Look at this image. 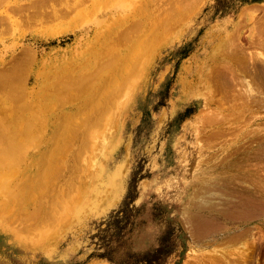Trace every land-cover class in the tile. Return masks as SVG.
I'll use <instances>...</instances> for the list:
<instances>
[{"label":"rangeland","instance_id":"1","mask_svg":"<svg viewBox=\"0 0 264 264\" xmlns=\"http://www.w3.org/2000/svg\"><path fill=\"white\" fill-rule=\"evenodd\" d=\"M81 1L83 0H0V75L8 74L6 78L13 79L12 83L7 86L8 90H0V146L2 147H0L2 149H0V264H208L209 250L215 248L218 252L217 255H226L228 259L236 261L245 255L251 258V264H264V218L261 215L263 212L260 213L264 209V197L261 193H256V189H246V185L251 184L255 179L258 178L255 182L259 180L257 183L261 184L262 180L260 179L264 178L262 159L259 158L261 164L257 160L256 150L247 148L250 146L249 138L252 135L248 134L251 133L249 131L258 133L254 134L255 136L263 134L260 131L264 130V108L260 105L250 107V104L242 106L234 96V84L239 77L247 76L258 88L263 80L262 77L257 79L255 76L248 75L244 62L238 57L235 48L230 47L231 50L233 49L231 51L230 48L224 46L220 56L218 54L216 58L209 60V62L214 61L215 63L212 67L213 71L211 70L212 74L209 76H214L211 82H213L215 99L213 98L214 100L211 101L212 108L209 106L211 112L207 115L210 116L211 113L214 116L217 115L220 121L216 117L214 121L212 115L210 117L206 115L209 122L205 119L204 122L202 121L203 123H198L197 127L201 135L199 136V149L204 148L206 151L196 150L197 154L199 152L201 154L197 155L194 148L187 144L183 160L188 159L187 162H196L197 164L194 163V166H198L202 170L204 169L202 166L211 167L210 175L204 178L207 181L214 179L218 188L215 186L213 190L204 187L200 192L203 197L215 194L214 198L216 197L217 204H220L219 199L222 198L219 188L221 189L220 184H223V177L230 180L227 183L230 188L238 186L242 191L253 193V198L247 202L249 206L242 203L239 210L243 215L246 210L251 209L253 212L250 215L252 221L247 223L246 220L240 221L241 224H238L236 231L232 232L233 228L229 231L226 230L227 232L224 231L225 234L222 238L215 240L213 239L215 234L211 239L195 234L194 230L185 224L180 214L170 218V212L177 213L178 207L189 199L190 193L186 187L180 186L179 182L181 177L185 176V171L184 169L180 171L171 165L172 155L167 147L173 129L183 126L191 117V113L194 112L193 110V112L189 111L181 120L173 122V99L176 95L174 92L175 73L179 65L194 56L201 55L192 64V69L197 68L198 63L202 62L204 58L201 39L209 30L218 31V25L226 20L235 26L239 25V27L236 26L239 29L235 32L241 36L240 43L246 46H244L245 52L261 58L263 55L257 54H264V39H261L264 38V0H203V4H201L202 0H151L155 7L148 0H139V2H137L138 0L135 2L127 0L130 4L128 14L131 15L127 21L135 24L136 20H141L144 34L140 28L139 34L141 33L143 36L135 30L128 38L118 39L117 42L109 44V47L107 43L106 46L105 42H99L93 36L88 39L89 41L81 39V36L86 33H84L85 28L92 27L94 20H97L101 15L103 17V13L105 18L112 12L115 15L118 14L116 17L112 15L114 17V19L112 17V21L114 20L115 23V18L125 14L122 1L119 0L120 3H117V0ZM127 1L123 0L122 3L126 5ZM115 2L117 5L121 4L120 7L124 11H121V8L114 10ZM148 2L151 7H149L150 5L147 7ZM114 3L115 5L111 7ZM174 3L179 7H176ZM187 4H193L195 7L189 13V18H185V22L177 20L174 22V24L178 22L175 24L177 26L168 29L169 19L176 20V16L180 12L179 9L182 11ZM23 7H27V12L32 14L28 21L24 18V13L20 11V8ZM47 8L49 11L58 9L57 15L61 13L60 11L62 13L55 19L38 18L42 10L43 12L48 11ZM146 10L147 12H145ZM150 10L153 15L149 13ZM163 13L164 17L161 18ZM243 13L245 14L243 15ZM240 15L242 16L240 17ZM157 19L160 20V23L157 22ZM152 22L155 24L152 25ZM182 24L187 28H184ZM149 26H153L152 29ZM146 27H149L148 30ZM85 36L88 35L85 34ZM139 37L145 38H143V42ZM138 38L141 40L138 41L142 42L140 45L137 43ZM136 45H139V48ZM26 47L37 50L39 60L48 58V62L38 69H33L32 64L27 62L22 53ZM54 50H59L58 55H52ZM152 52L154 53L152 54ZM147 58L148 61L150 59L149 62H147ZM125 64L128 71L125 69L124 72ZM153 65L155 68L152 67ZM146 67L147 70L150 68V72L143 71ZM173 67L175 69H171ZM93 71L96 72L97 79L93 84L89 82V86L85 83L88 87L82 83L85 90L80 89L83 86L81 82L78 85L79 81L86 80L88 83L89 79L84 78ZM217 71L219 73L216 76L214 73ZM113 72L114 74H112ZM75 77L77 78L75 79ZM190 78H192L191 88L188 87L187 92H194L199 88L200 80L195 76V73L193 76L191 74ZM230 78L234 80L231 81ZM75 80L77 88L74 86ZM131 80L134 84L131 83ZM108 83L110 84L108 85ZM128 83L132 87L135 85V88H132ZM80 85L81 87H79ZM126 85L131 88L129 87V89ZM67 86L70 88L74 86L71 89L74 91L64 92V87L70 89ZM126 89L130 94H127ZM95 95L99 99H96ZM182 95H186L184 89H182ZM98 96L101 98L103 96V99ZM112 97L114 98L112 99ZM92 99L99 101L95 102ZM80 103L82 104L80 105ZM92 103H97L95 106H98L95 107ZM223 103L226 107L223 106ZM240 106L246 109L243 110ZM118 107H120V111L117 110ZM105 109L108 111L106 114ZM253 110L254 112H252ZM237 111H241V114H238ZM220 113L224 115H222L223 118L226 117L224 120L219 117ZM107 114L109 117L111 114V119L104 123V116ZM103 124L104 127L106 125V128L103 127ZM239 126L243 127L242 130ZM257 126L259 127L257 128ZM120 127H123L121 130L124 131L120 143L115 145L118 148L117 156L106 162V152H102L99 148L100 142L109 132L116 133V128ZM252 127L257 128L258 131ZM28 128L30 130L25 134ZM97 129L100 131L98 132ZM102 129L104 133H102ZM14 130H16L15 136L12 133ZM20 130L25 132L28 139L33 137L32 140L37 144L28 142L25 150L20 149L23 142L17 141L22 139L17 138ZM10 132L13 138H11ZM95 135H100V137ZM226 135H229V138ZM241 135L243 136L241 137ZM93 136L96 140H93ZM244 136L247 139L242 141L244 144L241 141L238 142ZM227 138L231 140L229 141ZM83 139L84 141L87 139L84 144L82 143ZM91 141H95L98 146L95 145L97 147L92 149L93 142ZM10 142L12 143L10 144ZM18 143L20 144L16 145ZM87 145L91 148H87ZM4 146L7 152L3 148ZM18 149L20 154L17 153ZM10 150H16V153L12 152L17 157L11 155ZM164 151L165 153H163ZM227 151L230 152L229 156L230 154L234 156L229 158V162L226 160V163L228 162L226 169L230 171L229 168H231L230 172L222 167L225 159L229 157L226 156ZM1 156L3 157L1 158ZM49 156L50 160L46 161ZM32 157L36 158L35 163H32ZM52 159L54 165L51 163L53 167H50ZM234 159L238 161L235 162ZM168 162L171 167L166 170ZM245 162L247 163L245 164ZM232 163L234 167L237 164L236 169L232 167ZM101 168H107L110 173H117L121 177L116 189L112 190L107 186L108 193L103 190L104 182L98 175ZM50 169H53L54 173L56 172L55 176H52L53 170ZM49 170L51 171L50 175H48ZM30 174H33L32 177ZM240 177L242 181L248 183L245 185L239 180ZM218 178L221 180L219 183L217 182ZM51 181L54 182L53 186L50 185ZM96 187H99L98 190ZM202 187V183L196 185V189ZM254 187L259 186L254 185ZM44 188L46 189L44 190ZM255 193L260 196H255ZM143 195H145V199L142 202ZM95 200L97 201L94 202ZM93 202L97 203L95 210ZM78 205L84 207L80 220L76 218L75 214ZM256 212L258 217H256ZM153 223L158 224L159 232L155 236L152 235L154 238L150 246L142 249L137 248L132 243L133 239ZM218 232L219 229L217 234Z\"/></svg>","mask_w":264,"mask_h":264},{"label":"bare ground","instance_id":"2","mask_svg":"<svg viewBox=\"0 0 264 264\" xmlns=\"http://www.w3.org/2000/svg\"><path fill=\"white\" fill-rule=\"evenodd\" d=\"M84 1V0H83ZM83 1H81V2H83ZM122 2H123V0H121ZM121 1H119V0H117V3H120ZM127 1V0H126ZM137 1V0H136ZM149 2H150V4H151V0H148ZM121 2V4H122V7L124 8V10H125V14L123 15V16H119L118 18H124L123 20L121 19H118V18H115L116 20H115V23H114V20L112 21V17L114 16V17H116V16H118V14L117 15H115L113 12L111 13V14H109L108 16L106 15V18H105V14L103 13V17H102V15H101V17H98L97 18V20H94V23H93V21H92V23H93V25H92V27H88V28H85L84 29V33L86 34V35H88V36H85V34L84 35H82L81 37V39H91L92 38V36H93V38H96V39H98V41L99 42H105V44L107 43L108 44V47H109V44H113L114 42H117V40L119 39H126V38H128L133 32H135V30L138 32V34H139V29L141 28V20L140 21H138V20H136V23L134 24L133 22L131 23L130 21H127V18L128 17H130L131 15H129L128 14V12L130 11V4H129V2L127 1L125 4L126 5H124L123 3ZM134 2H135V0H134ZM137 2H139V0L137 1ZM149 2H148V4H147V7L150 5L149 4ZM157 2V1H156ZM116 3V2H115ZM115 3L113 4V5H111V7H113L114 5H115ZM117 3H116V5H117ZM153 3V2H152ZM199 3V2H198ZM121 4H118L117 6L115 5V9L114 10H117L118 8L120 9L121 8V11L123 10L122 9V7H120V5ZM138 4V3H137ZM154 4V3H153ZM153 4H152V6H153ZM175 4V3H174ZM178 4V3H177ZM201 4H203V0L201 1ZM200 4V5H201ZM133 5H134V3H133ZM133 5H131V6H133ZM146 5V4H145ZM175 6L176 7H179V6H177L176 4H175ZM174 6V7H175ZM198 6V5H197ZM41 7V6H40ZM40 7H38V8H40ZM47 7V6H46ZM52 7V6H51ZM57 7V6H56ZM149 7H151V5L149 6ZM153 7H155V4H154V6ZM157 7V6H156ZM161 7V6H160ZM159 7V8H160ZM167 7H168V5H167ZM175 7V8H176ZM42 8V7H41ZM49 8V7H48ZM48 8H47V10H48ZM117 8V9H116ZM127 8V9H126ZM184 9H182V11H181V9H179L180 10V12L178 13V15L176 16V20L174 19V18H170L169 19V21H168V23H167V26H168V29H170V28H173V26H174V28L177 26H175V24H177L178 22H181V21H184V19L185 18H189V13H191L193 10H194V5L193 4H187V5H185L184 7H183ZM31 9H32V7H31ZM43 9V8H42ZM149 9V8H148ZM162 9H166V8H162ZM162 9H160V10H162ZM27 10H28V8L27 7H23V8H20V11H22L24 14V18H26V20L28 21L30 18H31V16H32V14L29 12H27ZM34 10V9H33ZM123 10V11H124ZM127 10V11H126ZM155 10V9H154ZM158 10V9H157ZM160 10H159V12H160ZM177 10H178V8H177ZM245 10V9H244ZM112 11V10H111ZM140 11V10H139ZM167 11V10H166ZM173 11V10H172ZM247 11V10H246ZM36 12V11H35ZM58 9H55V10H52V11H44L43 12V10L40 12V15L38 16V18L39 17H47V18H58V16L62 13V11H60L61 13H59V15H57L58 14ZM69 12V11H68ZM145 12H147V10L145 11ZM158 12V13H159ZM163 12V11H162ZM242 12H244V11H242ZM106 13V12H105ZM144 13V12H143ZM149 13H151V10L149 11ZM174 13V12H173ZM66 14V13H65ZM64 14V15H65ZM152 14V13H151ZM156 14V13H155ZM245 13H243V15H244ZM100 15V14H99ZM113 15V16H112ZM141 15V14H140ZM150 15V14H149ZM153 15V14H152ZM96 16H98V15H96ZM166 16V15H165ZM175 16V15H174ZM180 16H181V18H180ZM242 15H240V17H241ZM35 17V16H34ZM37 17V16H36ZM65 17V16H64ZM94 17H95V15H94ZM114 17H113V19H114ZM152 17V16H151ZM154 17H156V15H154ZM162 17H164V13H163V15H161V18ZM43 18V19H44ZM96 18V17H95ZM137 18V17H136ZM142 18V17H141ZM157 18V17H156ZM160 17H159V19H161ZM152 19H153V17H152ZM38 20H40V19H38ZM130 20V19H129ZM131 20H133V19H131ZM151 20V19H150ZM154 20H155V18H154ZM162 20V19H161ZM178 20V22L177 23H175L174 24V22H176ZM1 21V20H0ZM35 21V20H34ZM44 21V20H43ZM42 21V22H43ZM47 21V20H46ZM112 21V22H111ZM134 21V20H133ZM149 21V20H148ZM152 21V20H151ZM25 22V21H24ZM32 22V21H31ZM41 22V21H40ZM144 22H145V20H144ZM143 22V23H144ZM157 22H159L160 23V20L158 21V19H157ZM156 22V23H157ZM185 22V21H184ZM238 22V21H237ZM87 23V22H86ZM127 23V24H126ZM148 23H150V21L148 22ZM239 23V22H238ZM44 24V23H43ZM94 24H96V25H94ZM153 24H155V23H153L152 22V25ZM215 24V23H214ZM129 25V26H128ZM144 25V24H143ZM183 25V24H182ZM188 25V24H187ZM130 26H132V27H130ZM148 26V25H147ZM219 27V29H218V31H212V30H209L205 35H204V37L201 39V45L203 46V54L202 55H204V58H203V61L202 62H200V63H198V67L197 68H195V69H192V64H194V60H198V56H201V55H198V56H194V58H191V59H189V60H187V61H185V62H183L181 65H179V68L177 69V72L175 73V77H176V82H175V85H174V87H175V90H174V92H175V96H174V99H173V114H172V119H173V122L175 121H178L179 119L181 120L186 114H187V112H189V111H192L193 113H191V117L185 122V124L183 125V126H181V127H179V126H177L176 128H174L173 129V131H172V134L170 135V139H169V142H168V144H167V147L169 148V150H170V153H171V155H172V157H171V165H173V167L175 168H177V169H180V171H182L183 169H184V171H185V176H183V177H181V179H180V182H179V184H180V186H184V187H186L187 189H188V191H189V199L188 200H186V202H184L183 204H181L179 207H178V212L177 213H175V214H173V213H171L170 212V218H174V216L175 215H178V214H180V216H182V219H183V221H185V224L188 226V227H190V228H192V230H194V232H195V234H200L201 236H205V237H207L208 239L210 238L211 239V237H213L214 236V234H215V237H213V239H215V240H218V239H220V238H222L223 237V234H225L224 233V231H226V230H232V228H233V231L232 232H234V230L235 229H237L238 228V224L240 223V221H243V220H246V223L249 221H252V219H251V216L250 215H252L253 214V212H252V210L251 209H249L248 211L246 210L245 211V213L243 214V215H241L240 214V212H239V210H240V206H242V203H244V204H247L248 206H249V204L247 203V202H250L251 201V198H253L252 197V195H254L253 193L251 194V192L250 191H246V190H244V191H242L240 188H238V186H237V188L236 187H229V185L227 184L230 180L228 179V178H224L223 177V184H220L221 185V189L219 188V190H220V196H222V198L221 199H219V201H221L220 202V204H217V202H215L216 200H215V198H214V196H216L215 194H211V195H208V196H202V192H200V191H202V189H204V187H207V188H212L213 190H214V188H215V186L218 188V186H217V184H215L216 182L214 181V179H211L210 181H207V179H205L204 177L205 176H208V175H210V173H209V170H210V168L211 167H203L202 166V168H204L203 170L200 168V167H198V166H194V163L195 164H197L196 162H192V161H189V162H187L188 161V159H186V160H183L185 157H183L185 154H186V147H187V144H190V146H192L193 148H194V151L196 152V150L197 151H201L202 150V152H203V150H204V148H202L201 150L199 149V145H200V143H199V136H201L200 135V131H199V129H198V123H203L204 121H205V119L208 121V118H206V115L207 114H209V112H211V111H209L210 110V103H211V101L212 100H214L215 98H214V87H213V85H212V83L213 82H211V79H213V77L214 76H211V77H209L211 74H212V72H211V70H212V67H213V65L215 64L214 63V61H210L209 62V60H211V59H213V58H216L217 57V55L219 54V56H220V53H222L221 51H223V50H221L222 48H224V46L225 47H227V48H230V47H233V48H235L236 49V53H237V55H238V57L242 60V62H244V67H245V70L249 73L248 75H251V76H255V78H257V79H260V77H262V82H261V84H260V87L258 88L256 85H254V82L251 80V79H249V78H247V76H245V75H241L242 76V78H238V81L234 84V90H235V93H234V96H235V99L237 100V102L239 103V104H241L242 106H244V105H249L250 104V107L252 106V105H260V106H262L263 108H264V54H257V55H263L261 58H258V57H256V56H254V55H251V54H249V53H247V52H245L246 50H245V48H244V46L245 45H243V44H241L240 43V35H238V33L236 34V32H235V30H237V29H239V28H237L236 26H238L239 27V25H236L235 26V24H232L230 21H228V20H226V21H224L223 23H220L219 25H218ZM150 27V26H149ZM148 27V28H149ZM151 27H153V26H151ZM150 27V28H151ZM154 27H155V25H154ZM181 27V26H180ZM183 27L184 28H187L186 26H184L183 25ZM182 27V28H183ZM147 28V27H146ZM148 28H147V30H148ZM142 29H143V27L141 28V31H142ZM152 29V28H151ZM145 30V29H144ZM165 30V29H164ZM181 30V29H180ZM264 31V30H263ZM148 32V31H147ZM181 32V31H180ZM185 32V31H184ZM92 33H93V35H92ZM142 33L144 34V32L142 31ZM150 33H152L151 31H150ZM150 33H147V34H150ZM170 33V32H169ZM141 34V33H140ZM139 34V35H140ZM143 34H141V36H143ZM172 34V33H171ZM178 34H179V32H178ZM173 35H175V34H173ZM145 36V35H144ZM177 36H179V35H177ZM146 37H147V35H146ZM172 37H174V36H172ZM176 37V36H175ZM80 38V37H79ZM139 38H142V37H139ZM137 39V43L140 45V44H142V42H143V38L141 39L142 40V42L140 43L138 40H140V39ZM150 38V37H149ZM145 39V38H144ZM169 39V38H168ZM174 39V38H173ZM258 39V38H257ZM261 39H264V38H261ZM260 39V40H261ZM140 40V41H141ZM152 40V39H151ZM165 40H166V38H165ZM80 41V39L78 40V42ZM89 41V40H88ZM153 41V40H152ZM169 41V40H168ZM176 41H177V39H176ZM78 42H77V44H78ZM167 42V41H166ZM238 42H239V44H238ZM253 42V41H252ZM261 42H263V41H261ZM260 42V43H261ZM243 43V42H242ZM107 44H106V46H107ZM125 44V43H124ZM139 45H136L137 46V48H139ZM160 45V44H159ZM168 45V44H167ZM124 46V45H123ZM254 46V45H253ZM119 47V46H118ZM141 47V46H140ZM246 47V46H245ZM158 48V47H157ZM260 48V47H259ZM123 49V48H122ZM131 49V48H130ZM126 50V49H125ZM155 49H153V51H154ZM230 50H231V48H230ZM233 50V49H232ZM231 50V51H232ZM132 51V50H131ZM130 51V52H131ZM135 51H136V49H135ZM138 51H139V49H138ZM137 51V52H138ZM156 51V50H155ZM229 51V50H228ZM101 52V51H100ZM124 52V51H123ZM133 52V51H132ZM132 52H131V54H132ZM148 52V51H147ZM230 52V51H229ZM22 53L25 55V57H26V59H27V62L28 63H31L32 64V66H33V69H38L40 66H42V65H45L47 62H48V58H42V59H40L39 60V58H38V51L37 50H35V49H33V48H30V47H26V48H24L23 49V51H22ZM58 53H59V50H54L53 52H52V55L53 56H55V55H58ZM117 53V52H116ZM154 52H152V54H153ZM264 53V52H263ZM115 54V53H114ZM121 54V53H120ZM134 54V53H133ZM145 54V53H144ZM147 54V53H146ZM128 55H129V57L131 58V56H130V54L128 53ZM127 55V56H128ZM136 55V54H135ZM224 55V54H223ZM117 56H119L120 57V55H117ZM127 56H126V60H127ZM152 56V55H151ZM222 56V55H221ZM149 58V57H148ZM148 58H147V62H149L150 61V59H149V61H148ZM154 58V57H153ZM23 59V58H22ZM116 59V58H115ZM114 59V60H115ZM119 59V58H118ZM129 59V58H128ZM223 60V59H222ZM55 61V60H54ZM117 61V60H116ZM142 61V60H141ZM151 61H152V59H151ZM127 62V61H126ZM133 62V61H132ZM199 62V61H198ZM219 62V61H218ZM217 62V63H218ZM222 62H224V60L222 61ZM225 62H227V61H225ZM230 62V61H229ZM26 63V62H25ZM103 63V62H102ZM132 64V63H131ZM145 64H147L146 62H145ZM197 64V63H196ZM220 64H221V62H220ZM223 64V63H222ZM225 64V63H224ZM234 64V63H233ZM123 65V64H122ZM141 66L143 65V64H140ZM140 66V67H141ZM151 66V65H150ZM217 66V65H216ZM231 66H232V64H231ZM243 66V65H242ZM125 67V68H124ZM122 66V69L124 70V72H125V69H126V64H125V66ZM134 67H137V66H134ZM147 67H148V65H147ZM147 67H146V69H144L143 71H145V70H147ZM153 68H155V66L153 65L152 66ZM222 67V66H221ZM226 67V66H225ZM131 67H130V65H129V69H130ZM32 69V70H33ZM138 69V68H137ZM171 69H175L174 67L173 68H171ZM216 69V68H215ZM231 69H232V67H231ZM127 71H128V69H126ZM192 70V71H191ZM233 70V69H232ZM88 71V70H87ZM142 71V70H141ZM213 71V70H212ZM122 72V71H121ZM140 72V71H139ZM147 72H150V68H148V70L146 71V73ZM229 72V71H228ZM240 72V71H239ZM123 73V72H122ZM135 73V72H134ZM146 73H144L143 72V74H146ZM193 73H195V76L198 78V80H200V83H199V88L196 90V91H194V92H187V89H188V87L189 88H191L190 87V82H192L191 81V79L192 78H190V75L192 74V76H193ZM217 73H219L218 71L217 72H215L214 74H216V76H217ZM230 73H231V71H230ZM100 74V73H99ZM112 74H114V72L112 73ZM126 74V73H125ZM222 72L220 73V75L222 76ZM243 74V73H242ZM8 75V74H7ZM6 75V76H7ZM101 75V74H100ZM118 75V74H117ZM116 75V76H117ZM121 75V74H120ZM124 75V74H123ZM142 75V74H141ZM231 76L233 75V73L232 74H230ZM6 76H4V75H0V90H2V91H4V90H6L7 89V86H8V84H10V83H12V81H13V79H11L10 77H7L6 78ZM82 76V75H81ZM122 76V75H121ZM130 76V75H129ZM138 76H140V75H138ZM230 76V77H231ZM97 77V74H96V72L95 71H93L92 73L91 72H89V74H88V76H86L85 78H84V76H83V78L84 79H89V81H88V83H87V81L85 80H81V81H79L78 79V81H79V83H78V85L80 84V82H81V85H82V83H84V85L86 86V87H88L89 86V82L91 83V84H93V82L97 79L96 78ZM99 77H101V76H99ZM127 77V76H126ZM136 77V76H135ZM77 77H75V79H76ZM79 78V77H78ZM123 78L125 79V77L123 76ZM134 78V77H133ZM143 78V77H142ZM223 78V77H222ZM231 78H233V77H231ZM230 78V80L232 81V80H234V79H231ZM112 79V78H111ZM122 79V78H121ZM120 79V80H121ZM136 79H138V78H136ZM135 79V80H136ZM140 79V78H139ZM163 79V78H162ZM253 79V78H252ZM99 80V79H98ZM113 80V79H112ZM133 80V79H132ZM131 80V83L132 84H134L133 83V81ZM134 80V81H135ZM197 80V81H198ZM117 81V80H116ZM140 80H138V82H139ZM72 83L74 82V81H71ZM108 82V81H107ZM119 82H121V81H119ZM127 82H129V81H127ZM137 82V81H136ZM135 82V83H136ZM141 82V81H140ZM70 83V82H69ZM88 85H86V84ZM75 84V85H74ZM74 86L76 87V84H77V81L75 80V82H74ZM110 83H108V85H109ZM113 84V83H112ZM111 84V85H112ZM118 84V83H117ZM130 83H128V85H129ZM66 85H68V84H66ZM65 85V86H66ZM72 85V84H71ZM81 85L79 86V87H81ZM84 85H82L83 87H81L80 89H84L85 87H84ZM107 85V86H108ZM131 85V84H130ZM138 85V84H137ZM195 85V84H194ZM74 86H73V88H74ZM93 86V85H92ZM92 86H90L91 88H92ZM116 86V85H115ZM127 86V85H126ZM135 86V85H134ZM133 86V87H134ZM197 86V85H196ZM128 88L130 87V86H127ZM131 87H132V85H131ZM130 87V88H131ZM132 87V88H133ZM65 88V87H64ZM63 88V90H64V92H66L67 91V93H71L72 91H74V90H71V89H73L72 87L70 88V86H67V88H70L69 90L68 89H64ZM77 88V87H76ZM75 88V91H77V89ZM129 88V89H130ZM135 88V87H134ZM223 88H224V86H223ZM88 89V88H87ZM90 89V88H89ZM182 89H184L185 90V93H186V95L184 96V95H182ZM8 90V89H7ZM63 90H62V92H63ZM78 90H79V88H78ZM85 90V89H84ZM102 90V89H101ZM108 90H109V88H108ZM127 90V89H126ZM136 90V89H135ZM81 91V90H80ZM110 91V90H109ZM129 90H127V94L129 93L128 92ZM145 91V90H144ZM89 92V91H88ZM87 92V93H88ZM105 92V91H104ZM111 92V91H110ZM135 92V91H134ZM134 92H133V94H134ZM109 93V92H108ZM112 94V93H111ZM130 94V93H129ZM79 95V94H78ZM222 95V94H221ZM111 96V95H110ZM132 96H134V95H132ZM95 97H96V95H95ZM98 97H100L101 98V96H98ZM106 97H107V95H106ZM115 97V96H114ZM114 97H112V99L114 98ZM94 98V97H93ZM105 98V97H104ZM214 98V99H213ZM219 98V97H218ZM96 99H99V98H97L96 97ZM101 99H103V96H102V98ZM131 99V98H130ZM220 99V98H219ZM224 99H225V96H224ZM92 100H95V99H92ZM218 100V99H217ZM220 100H223V99H220ZM219 100V101H220ZM230 100V99H229ZM99 100H95V102H98ZM127 101V100H126ZM132 101V100H131ZM218 101V102H219ZM80 102V101H79ZM83 102V101H82ZM172 102V101H171ZM221 102V101H220ZM219 102V104H221ZM224 102V101H223ZM82 103H80V105H81ZM84 104V103H83ZM94 103H92V105H93ZM97 103H95L93 106H95ZM91 105V106H92ZM222 105V104H221ZM230 105V104H229ZM98 106V105H97ZM97 106H95V107H97ZM210 106V107H209ZM223 106L224 107H226V105H224V103H223ZM222 106V107H223ZM242 106H240V107H242ZM122 107V106H121ZM124 107V106H123ZM126 107V106H125ZM218 107V106H217ZM232 107V106H231ZM84 108V107H83ZM87 108V107H86ZM89 108V107H88ZM130 108V107H129ZM212 108V107H211ZM229 108V107H228ZM243 108V107H242ZM249 108V107H248ZM258 108H259V106H258ZM77 109V108H76ZM82 109V108H81ZM108 109V108H107ZM107 109H105V111L107 110ZM123 109V108H122ZM121 109V110H122ZM227 109V108H226ZM246 108H243V110H245ZM254 109V108H253ZM256 109V108H255ZM93 110H96V109H93ZM92 110V111H93ZM117 110H119L120 111V107H118V109ZM213 110H214V108H213ZM237 110V109H236ZM241 110V109H240ZM243 110H242V112H243ZM264 110V109H263ZM110 111V110H109ZM119 111H117V112H119ZM123 111V110H122ZM207 111H208V113H207ZM215 111V110H214ZM222 111V110H221ZM221 111H217V112H221ZM239 111V110H238ZM237 111V112H238ZM97 112V111H96ZM213 112V111H212ZM217 112H215V114H217ZM223 112V111H222ZM230 112H232V111H230ZM241 112V111H240ZM240 112H238V114L240 113ZM246 112V114H247V110L245 111ZM252 112H254V110L252 111ZM106 113H108V111H106L105 112V114ZM249 113V112H248ZM96 114H99V113H96ZM120 114V113H119ZM118 114V115H119ZM226 114H227V111H226ZM228 114H230V113H228ZM241 114V113H240ZM243 114V113H242ZM94 115V114H93ZM108 115V116H107ZM107 115H105L104 116V123H107V122H109L110 120L109 119H111V114H110V117H109V114H107ZM117 115V116H118ZM122 115V114H121ZM213 116L214 118H213V120L215 119V117L217 118V115H213L212 113L210 114V116ZM221 113L219 114V117H221V118H223V116L221 115ZM97 116V115H96ZM95 116V117H96ZM101 116H102V114H101ZM100 116V117H101ZM207 116H209V115H207ZM209 116V117H210ZM99 117V118H100ZM103 117V116H102ZM229 117V116H228ZM233 117V116H232ZM242 117V116H241ZM226 118V117H225ZM225 118H223V120L225 119ZM243 118V117H242ZM254 118V117H253ZM27 119V118H26ZM37 119V118H36ZM121 119V118H120ZM211 119V118H210ZM209 119V120H210ZM218 119V121H220L219 120V118H217ZM228 119V118H227ZM239 119H241V118H239ZM244 119V118H243ZM243 119H241V120H243ZM29 120H30V117H29ZM28 120V121H29ZM98 120H100V119H98ZM123 120V119H122ZM231 120V119H230ZM237 120H238V118H237ZM245 120H247L246 118H245ZM120 121V120H119ZM203 121V122H202ZM215 121V120H214ZM36 122V121H35ZM117 122V121H116ZM209 122V121H208ZM223 122V121H222ZM231 122V121H230ZM229 122V123H230ZM259 122V121H258ZM16 123V122H15ZM112 123H114V122H112ZM206 123V122H205ZM215 123V122H214ZM226 123V122H225ZM23 124V123H22ZM33 124H34V122H33ZM116 124V123H115ZM114 124V125H115ZM212 124V123H211ZM250 124V123H249ZM11 125H13V124H11ZM94 125V124H93ZM107 125H109V124H107ZM227 125V124H226ZM236 125H237V123H236ZM23 126V125H22ZM22 126H19V127H22ZM118 126H119V124H118ZM117 126V127H118ZM122 126V125H121ZM206 126V125H205ZM208 126V125H207ZM211 126V125H210ZM228 126V125H227ZM230 126V125H229ZM238 126V125H237ZM256 126V125H255ZM16 127V126H15ZM14 127V128H15ZM103 127H104V124H103ZM201 127V126H200ZM240 127V126H239ZM259 126H257V128H258ZM104 128H106V125H105V127ZM114 128V127H113ZM123 127H120V128H116V133H114V131H112V132H109L108 133V135L105 137V138H103V140H102V142H100L101 144H100V146H99V148H101V151L103 152H106V157H107V160H105L106 162H108V161H110L111 159H115V157L117 156V147H115V145L119 142L120 143V141H121V138H122V136H123V131L124 130H121ZM241 128V127H240ZM239 128V129H240ZM243 128V127H242ZM242 128H241V130H242ZM253 129L255 128V127H252ZM252 128H250L251 130H252ZM257 128L256 129H254V130H257ZM4 129V128H3ZM18 129V128H17ZM100 129V128H99ZM25 130V129H24ZM30 130V128H28L27 129V132L25 133V132H23V131H21V132H19L18 133V135H17V138H22L21 140H17L18 142H20V141H23L21 144H22V147H20V149H22L23 148V150H25V148H26V146H27V144L26 143H28V142H30V144H32L33 142H35V141H33L32 139H33V137H32V139H28L27 138V135H25V134H27L28 133V131ZM98 130V129H97ZM105 130V129H104ZM113 130V129H112ZM237 130H238V128H237ZM236 130V131H237ZM240 130V131H241ZM245 130V129H244ZM243 130V131H244ZM6 131V130H5ZM15 131L16 130H14L12 133H13V135L15 136L16 134H15ZM69 131H70V129H69ZM100 130H98V132H99ZM258 131V130H257ZM256 131V132H257ZM18 132V131H17ZM22 132H23V134H22ZM96 132V131H95ZM246 132V131H245ZM248 132V131H247ZM249 132H251V133H248L249 135L250 134H252L251 136H250V138H249V142H250V140H251V143H250V146H248L247 148H249L250 150H256V154H258V159L256 158V156H255V160L257 159L258 161H259V158H261L262 159V161H263V163H264V130H261L260 132H263V134H261L260 136H255V135H257L258 133H255V132H253V131H249ZM11 133V132H10ZM12 133L10 134L11 135V138H13V136H12ZM25 133V134H24ZM42 133V132H41ZM102 133H104V131H103V129H102ZM101 133V134H102ZM211 133V132H210ZM232 133V132H231ZM238 133V132H237ZM22 134V135H21ZM58 134V133H57ZM82 134V133H81ZM81 134H79L80 136H81ZM85 134V133H84ZM97 134V133H96ZM100 134V135H101ZM203 134V133H202ZM229 134V133H228ZM234 134H236V133H234ZM233 134V135H234ZM238 134H240V133H238ZM255 134V135H254ZM32 135H34L33 133H32ZM100 135L98 136V135H95L96 137H100ZM103 135V134H102ZM125 135V134H124ZM230 135V134H229ZM229 135H226V136H228V138H229ZM237 135V134H236ZM246 135V134H245ZM254 135V136H253ZM24 136H26V137H24ZM75 136V135H74ZM203 136H205V135H203ZM202 136V137H203ZM238 136V135H237ZM243 135H241V137H242ZM253 136V137H252ZM222 137V136H221ZM231 137V136H230ZM234 137V139H235V136H233ZM15 138V137H14ZM26 138V139H25ZM56 138V137H55ZM93 138V140L95 139V137L93 136L92 137ZM101 138V139H102ZM191 138V139H190ZM201 138V137H200ZM227 138V139H228ZM232 138V137H231ZM237 138V137H236ZM34 139H35V136H34ZM76 139H78V138H76ZM100 139V138H99ZM125 139V138H124ZM234 139H232V140H234ZM246 138H245V136L241 139V140H238V142H244V140H245ZM10 140H12V139H10ZM14 141H15V139H13ZM38 140H39V136H38ZM53 140V139H52ZM87 139H85V141H86ZM96 140V139H95ZM229 141L231 140V139H228ZM247 140V139H246ZM79 141V140H78ZM83 141H84V139H83ZM85 141L84 142H82L83 144L85 143ZM202 141H203V139H202ZM226 141V140H225ZM40 142V141H39ZM53 142V141H52ZM68 142V141H67ZM91 142H93V141H91ZM242 142V143H243ZM9 143V142H8ZM12 142H10V144H11ZM16 143V142H15ZM36 144H37V142H35ZM95 141L92 143L93 144V148L92 149H94V147L96 148L98 145L95 143ZM199 143V144H198ZM228 143V142H227ZM9 144V145H10ZM20 143H18V144H16V145H19ZM26 144V145H25ZM34 144V143H33ZM88 144V143H87ZM204 144V143H203ZM244 144V143H243ZM4 145V144H3ZM95 145H97V146H95ZM238 145V144H237ZM1 147V146H0ZM15 147V146H14ZM18 147V146H17ZM51 147V146H50ZM63 147V146H62ZM85 147V146H84ZM90 147V146H89ZM88 147V145H87V148H89ZM201 147V146H200ZM235 147V146H234ZM2 148V147H1ZM0 148V149H1ZM4 149H5V146L3 147ZM19 148V147H18ZM57 148H59L58 146H57ZM77 148V147H76ZM91 148V147H90ZM89 148V149H90ZM98 148V149H99ZM9 149V148H8ZM14 149V148H13ZM81 149V148H80ZM85 149V148H84ZM88 149V150H89ZM225 149V148H224ZM236 149V148H235ZM2 150V149H1ZM0 150V151H1ZM6 150V152H7V149H5ZM27 150V149H26ZM55 150H56V148H55ZM107 150H108V152H107ZM231 150V149H230ZM238 150V149H237ZM242 150V149H241ZM247 150V149H246ZM11 152L12 151H14V150H10ZM57 151V150H56ZM58 151H59V149H58ZM74 151H75V149H74ZM86 151V150H85ZM91 151V150H90ZM204 151H206V150H204ZM233 151V150H232ZM3 152V151H2ZM5 152V151H4ZM15 153L17 152L16 150L14 151ZM41 152V151H40ZM87 152V151H86ZM201 152V153H202ZM237 152V151H236ZM15 153H10L11 155L13 154V156H16V154ZM18 154H20L19 153V149H18V152H17ZM22 153V152H21ZM25 153V152H24ZM50 153V152H49ZM48 153V154H49ZM163 153H165V151L163 152ZM190 153V152H189ZM200 153V152H199ZM197 154V152H196V154L197 155H201V154ZM207 153V152H206ZM229 153L230 152H228L227 151V154H226V156L228 155L229 156ZM238 153V152H237ZM6 154V153H5ZM46 155H47V153H45ZM250 154V153H249ZM3 155V154H2ZM7 155V154H6ZM10 155V156H11ZM190 155V154H189ZM197 155H196V157H197ZM234 155H236V154H234ZM45 156V155H44ZM224 156V155H223ZM225 156V157H226ZM233 156V155H232ZM231 156V154H230V156L227 158V159H225V161H224V165L222 166L223 167V169H226V167H228V160H229V158L230 157H232ZM237 156V155H236ZM243 156V155H242ZM247 156H248V154H247ZM3 156H1V158H2ZM17 157V156H16ZM47 157V156H46ZM200 157V156H199ZM205 157V156H204ZM203 157V158H204ZM234 157V156H233ZM33 158V161H32V163H35L36 162V158L35 157H32ZM53 158H55L54 156H53ZM103 158V157H102ZM198 158V157H197ZM239 158V157H238ZM117 159V158H116ZM199 159H201V158H199ZM206 159V158H205ZM222 159V158H221ZM16 160V159H15ZM48 160H50V156H49V159L47 158L46 159V161H48ZM53 160V159H52ZM190 160V159H189ZM198 160V159H197ZM201 160H203V159H201ZM226 160L228 161L227 163H226ZM252 160H253V157H252ZM38 161V160H37ZM196 161V160H195ZM234 161L236 162V161H238V160H235L234 159ZM61 162V161H60ZM104 162V161H103ZM200 162V161H199ZM204 162V161H203ZM206 162V161H205ZM222 162V161H221ZM253 162V161H252ZM252 162H250L251 164H252ZM51 163H53V165H54V160H53V162H50V167L52 166L51 165ZM170 163L168 162L167 163V166H166V170H168V169H170V167H171V165H170ZM209 163V162H208ZM218 163V162H217ZM234 163V162H233ZM233 163H232V165H233ZM241 163H243V162H241ZM247 162H245V164H246ZM254 163V162H253ZM259 163H261V161H259ZM259 163H257V164H259ZM48 164H49V162H48ZM100 164H102V163H100ZM106 164V163H105ZM244 164V163H243ZM249 164V163H248ZM262 164V163H261ZM103 165V164H102ZM250 165V164H249ZM253 165H255V164H253ZM264 165V164H263ZM57 166H59V165H57ZM113 166V165H112ZM205 166V165H204ZM237 166V164L235 165V167ZM258 166V165H257ZM46 167H47V163H46ZM53 167V166H52ZM60 168L62 167V166H59ZM102 167V166H101ZM104 167H105V165H104ZM110 167V166H109ZM230 167V166H229ZM234 169H236L235 167H234V165L232 166ZM239 167V166H238ZM243 167V166H242ZM246 167V166H245ZM244 167V168H245ZM259 167V166H258ZM262 167V166H261ZM40 168V167H39ZM119 168V167H118ZM247 168V167H246ZM98 169V168H97ZM230 169V171H231V168H229ZM240 169V168H239ZM248 169V168H247ZM262 169V168H261ZM260 169V170H261ZM264 169V168H263ZM32 170V169H31ZM39 170V169H38ZM51 171L53 170V169H50ZM49 170V172H48V175H50L49 173H51V171ZM201 170V171H200ZM228 169H226V171H227ZM35 171V170H34ZM41 171V170H40ZM196 171V172H195ZM229 170H228V172H230ZM37 172V171H36ZM42 172V171H41ZM262 172V171H261ZM56 173V172H55ZM54 173V170L52 171V176L55 174ZM123 173V172H122ZM34 174V173H33ZM32 174V175H33ZM46 173H44V175H45ZM257 174V173H256ZM31 175V174H30ZM29 175V176H30ZM32 175H31V177H32ZM47 175V174H46ZM47 175V176H48ZM60 175V174H59ZM102 179H103V190H105V192L107 191V186H109V187H111L112 188V190H114V189H116L117 188V186H118V184L120 183V181H121V177H120V175L119 174H117V173H110V171H108L107 170V168H101L100 170H99V174H98ZM238 175H240V174H238ZM238 175H235V176H238ZM264 175V174H263ZM55 176V175H54ZM234 176V175H233ZM261 176H262V173H261ZM259 177V176H257V177H259V178H262V177ZM34 177V176H33ZM242 177V176H241ZM241 177H240V181H242L241 180ZM249 177V176H248ZM48 178V177H47ZM219 179V181H217L218 183L221 181L220 180V178H218ZM234 179V178H233ZM244 179V178H243ZM246 179V178H245ZM253 179V178H252ZM255 179V178H254ZM258 179V178H257ZM257 179H255L254 180V182L257 180ZM237 180V179H236ZM238 180V182H240ZM260 180H262L261 181V184L260 183H257V182H252L251 184L249 183V184H247L248 185V188H247V185H246V183H248V182H244V181H242V182H244L245 183V185H246V189H250V188H253V189H256V193H261L262 195H263V197H264V178L263 179H260ZM232 182H233V180H231ZM235 181V180H234ZM251 181V180H250ZM253 181V180H252ZM53 181H51L49 184L50 185H52L53 186V184H54V182L52 183ZM56 182V181H55ZM235 182H237V181H235ZM234 182V183H235ZM99 183H101L100 181H99ZM199 183H202V185H203V187L201 188V189H196V185L197 184H199ZM241 183V182H240ZM95 184H97V183H95ZM233 184V183H232ZM32 185H34V184H32ZM31 185V186H32ZM94 185V184H93ZM205 185V186H204ZM219 185V184H218ZM237 185V184H236ZM254 185H257V186H259V187H254ZM45 186V185H44ZM95 186V185H94ZM200 186V185H199ZM232 186V185H231ZM233 186H234V184H233ZM243 186V185H242ZM241 186V187H242ZM214 187V188H213ZM220 187V186H219ZM97 188V187H96ZM95 188V189H96ZM99 188V187H98ZM98 188H97V190H98ZM46 188H44V190H45ZM40 190V189H39ZM53 190V189H52ZM51 190V191H52ZM48 191H50V190H48ZM246 191V192H245ZM100 192V191H99ZM217 192H218V190H217ZM244 192V193H243ZM46 193H47V191H46ZM45 193V194H46ZM95 194H96V192H94ZM107 193H108V191H107ZM255 193V196H260V195H258V194H256ZM39 194H40V192H39ZM49 194V193H48ZM100 194H102V193H100ZM94 195V194H93ZM48 196V195H47ZM145 197V195H143V197H142V202L144 201V198ZM260 198V197H259ZM244 199V200H243ZM94 200V199H93ZM233 200H235L234 202H233ZM243 200V201H242ZM97 200H95L94 202H96ZM259 201V200H258ZM94 202H93V204H94ZM252 202H254L253 200H252ZM256 203V202H255ZM96 204L97 203H95L94 205H93V207H94V210H95V206H96ZM90 207V206H89ZM244 207V206H243ZM172 208V207H171ZM250 208V207H249ZM170 209V208H169ZM83 210H84V207H82V205L80 206V205H78L77 206V210H76V212H75V214H76V218L78 219V220H80V218H82V215H83ZM261 210V209H260ZM85 212V211H84ZM261 212H263L261 215H262V218H264V209H263V211H260V213ZM255 213V212H254ZM259 214V213H258ZM256 215H257V212H256ZM28 216V215H27ZM253 217V216H252ZM256 217H258V215L256 216ZM181 219V220H182ZM184 224V225H185ZM241 224V223H240ZM187 228V227H186ZM219 229V232H218V234H217V230ZM250 230V229H249ZM188 231V230H187ZM236 231V230H235ZM159 232V226H158V224H155V223H153V224H149L146 228H144L141 232H139V234H137V236L133 239V241H132V243H134L135 244V246L137 247V248H145L146 246L148 247V246H150V243H151V241H152V239L154 238V236L157 234ZM227 232V231H226ZM231 232V231H230ZM190 233V232H189ZM247 233V232H246ZM250 233V232H249ZM252 233V232H251ZM217 234V235H216ZM152 235H154V236H152ZM253 236V235H252ZM230 237V236H229ZM228 238V237H227ZM227 238H225V239H227ZM225 239H223V240H225ZM228 239H230V238H228ZM252 239V238H251ZM253 240V239H252ZM0 243H1V237H0ZM209 252H210V257H209V260H208V264H251L252 263V260H251V258L250 257H248V256H245L244 254V256L242 257V258H238V259H236V261L235 260H232V259H228L227 258V256L225 255V256H221V255H217V250H216V248L215 249H210L209 250ZM246 253V252H245Z\"/></svg>","mask_w":264,"mask_h":264}]
</instances>
